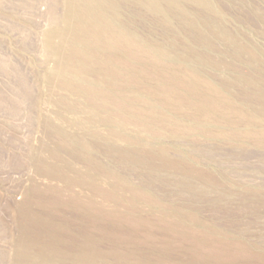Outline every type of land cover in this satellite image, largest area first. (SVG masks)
I'll use <instances>...</instances> for the list:
<instances>
[{"label": "rangeland", "instance_id": "1", "mask_svg": "<svg viewBox=\"0 0 264 264\" xmlns=\"http://www.w3.org/2000/svg\"><path fill=\"white\" fill-rule=\"evenodd\" d=\"M0 264H264V0H0Z\"/></svg>", "mask_w": 264, "mask_h": 264}, {"label": "bare ground", "instance_id": "2", "mask_svg": "<svg viewBox=\"0 0 264 264\" xmlns=\"http://www.w3.org/2000/svg\"><path fill=\"white\" fill-rule=\"evenodd\" d=\"M72 24V23H71Z\"/></svg>", "mask_w": 264, "mask_h": 264}]
</instances>
